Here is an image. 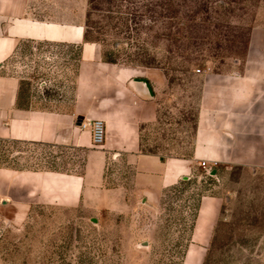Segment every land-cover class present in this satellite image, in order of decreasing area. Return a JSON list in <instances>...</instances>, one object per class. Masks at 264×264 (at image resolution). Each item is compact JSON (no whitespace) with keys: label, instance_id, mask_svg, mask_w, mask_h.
<instances>
[{"label":"rangeland","instance_id":"rangeland-1","mask_svg":"<svg viewBox=\"0 0 264 264\" xmlns=\"http://www.w3.org/2000/svg\"><path fill=\"white\" fill-rule=\"evenodd\" d=\"M259 2L87 0L86 39L122 73L131 91L127 102H135L134 78H147L153 89V98L145 99L142 152L161 159L191 155L197 68L233 42L242 25L237 20L253 14ZM20 47L13 70L31 79L21 95H71L74 72L62 65L69 48ZM13 150L25 159L13 161L16 167L78 173L87 163L78 151L70 152L75 161L67 165L55 160L60 152L52 147L0 141V165L9 163L3 159ZM104 159L91 161L90 191L78 206H35L21 223L0 220V264H264V170L221 168L212 177L197 166L176 184L151 190L137 161ZM214 194L222 198L220 212L206 243L196 244L203 238L196 235L199 202Z\"/></svg>","mask_w":264,"mask_h":264},{"label":"crops","instance_id":"crops-1","mask_svg":"<svg viewBox=\"0 0 264 264\" xmlns=\"http://www.w3.org/2000/svg\"><path fill=\"white\" fill-rule=\"evenodd\" d=\"M86 13L87 0H0V141L11 147H52L60 152L55 160L67 161V165L75 161L70 152L83 153V161H87L85 170L78 173L23 168L13 166V161L25 160L22 151L7 153L3 161L9 163L0 165L2 222L21 223L35 206H78L90 191L91 161L111 156L125 155L140 163L148 177L144 188L151 190L176 184L201 161L209 165L212 177L221 168L264 170V0L253 14L237 20L242 25L234 30L233 42L221 45L217 58L205 62L196 74L198 100L191 155L163 159L141 150L145 99L154 96L148 79L140 77L148 81L150 93L132 80L135 102H127L131 91L122 73L118 76V69L102 59L99 44L85 40ZM23 43L34 48L38 44L69 48L62 65L74 72L71 95H21L23 82L31 80L13 70ZM74 52L76 58H70ZM42 102L54 105H38ZM91 119L105 124V139L98 147L92 145L90 131L80 127ZM94 153L103 158L97 159ZM221 204L219 195L201 198L196 235L203 238L196 244L206 243L204 238L208 239Z\"/></svg>","mask_w":264,"mask_h":264},{"label":"built area","instance_id":"built-area-1","mask_svg":"<svg viewBox=\"0 0 264 264\" xmlns=\"http://www.w3.org/2000/svg\"><path fill=\"white\" fill-rule=\"evenodd\" d=\"M200 69H197V72H199ZM80 127L82 129H88L90 131L91 136V143L94 147L100 146L104 139H105V124L104 121L101 119H91L86 122H81ZM213 166H215L216 163H212ZM199 166L206 171L207 174H209L210 167L207 165L205 161H201L199 163ZM1 206V201H0Z\"/></svg>","mask_w":264,"mask_h":264},{"label":"water","instance_id":"water-1","mask_svg":"<svg viewBox=\"0 0 264 264\" xmlns=\"http://www.w3.org/2000/svg\"><path fill=\"white\" fill-rule=\"evenodd\" d=\"M133 81L141 83L144 87V90L150 93V86H149L148 81L145 78L138 77V78H134ZM214 173H215L214 171L210 172L211 175H214Z\"/></svg>","mask_w":264,"mask_h":264},{"label":"trees","instance_id":"trees-1","mask_svg":"<svg viewBox=\"0 0 264 264\" xmlns=\"http://www.w3.org/2000/svg\"><path fill=\"white\" fill-rule=\"evenodd\" d=\"M85 40L88 41V40L86 39V32H85Z\"/></svg>","mask_w":264,"mask_h":264}]
</instances>
